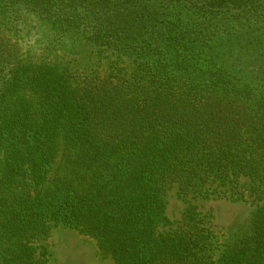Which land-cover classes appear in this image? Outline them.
<instances>
[{
  "label": "trees",
  "instance_id": "16d2710c",
  "mask_svg": "<svg viewBox=\"0 0 264 264\" xmlns=\"http://www.w3.org/2000/svg\"><path fill=\"white\" fill-rule=\"evenodd\" d=\"M28 16L97 65L0 34V264H47L56 226L112 264H264V0H0V28ZM208 198L252 209L221 235Z\"/></svg>",
  "mask_w": 264,
  "mask_h": 264
},
{
  "label": "rangeland",
  "instance_id": "374dc122",
  "mask_svg": "<svg viewBox=\"0 0 264 264\" xmlns=\"http://www.w3.org/2000/svg\"><path fill=\"white\" fill-rule=\"evenodd\" d=\"M42 25L35 17H26L18 32L0 28V34L11 43L17 44L22 54L33 61L67 63L74 68H90L97 65V58L88 44L71 42L49 44L45 42ZM103 68L102 66H99ZM202 212H211L213 223L221 235L233 230L244 220L252 207L248 203L233 202L222 198L190 200ZM186 202L178 197L173 186L166 196L165 214L171 224L160 226V230L177 226ZM49 250L47 264H112L109 257L100 254L95 241L78 231L62 226L53 227L46 241Z\"/></svg>",
  "mask_w": 264,
  "mask_h": 264
}]
</instances>
